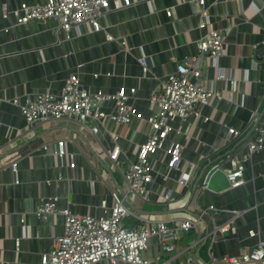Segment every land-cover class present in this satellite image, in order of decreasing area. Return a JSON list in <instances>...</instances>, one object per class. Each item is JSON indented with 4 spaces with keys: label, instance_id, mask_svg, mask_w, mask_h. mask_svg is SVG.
Segmentation results:
<instances>
[{
    "label": "crops",
    "instance_id": "0c3cea01",
    "mask_svg": "<svg viewBox=\"0 0 264 264\" xmlns=\"http://www.w3.org/2000/svg\"><path fill=\"white\" fill-rule=\"evenodd\" d=\"M45 1L0 0V264H39L54 239L64 234L63 215L46 220L37 216L43 199L58 197L60 208L102 215V202L113 203L112 191L124 193V155L114 168L108 152L119 144L135 158L134 152L148 138L145 120L157 111L151 94L160 91L162 80L186 56L200 53L199 41L209 30L220 28L225 36L224 54L217 63L206 60L207 79L220 97L201 104V116L176 120L173 124L179 132L171 136L182 143L184 159L201 164L197 180L206 167L225 157L230 127L245 133L254 115L264 113V0H205L204 6L200 0H137L106 12L100 19L101 31H94L89 23L66 31L55 19L12 26L23 3ZM4 4L9 18L3 15ZM202 21L204 28L199 26ZM73 73L93 92L135 89L131 102L143 118L134 117L128 125L109 124L118 143L104 129L94 134L71 120L28 125L13 101L23 103L48 91L59 94ZM222 73H232L235 85L219 78ZM100 108L111 112L114 102L101 103ZM60 140L67 141L73 159L43 150L45 144ZM160 158L155 156L156 169L171 179L165 183L159 175L151 185L152 198L165 186L176 187L181 177L170 167V159L162 164ZM70 162L76 163L75 169ZM245 179L239 188L210 189L201 195L196 180L189 193L180 187L175 193L180 201L172 208L138 197L133 208L153 219H165L198 216L196 201L201 207L214 205L219 211L204 218L201 240L197 243L193 231L178 243L176 263L188 264L189 245L195 242L197 264H222L224 257L240 256L264 239V149L247 163ZM224 183L220 178L216 186ZM225 226L228 229L222 230ZM146 256L159 263L166 258L158 237L152 238Z\"/></svg>",
    "mask_w": 264,
    "mask_h": 264
},
{
    "label": "built area",
    "instance_id": "2783aa9c",
    "mask_svg": "<svg viewBox=\"0 0 264 264\" xmlns=\"http://www.w3.org/2000/svg\"><path fill=\"white\" fill-rule=\"evenodd\" d=\"M137 0H46L42 4L30 5L23 3L15 11V21L12 26L27 24L31 21L46 22L50 19L58 20L60 26L66 31L89 23L94 31L103 29L100 19L109 11L121 9L133 5ZM202 6L205 0H200ZM171 15V12L168 11ZM207 11L203 10L202 15ZM3 15L10 17L8 5H3ZM205 27L202 21L199 25ZM200 53L194 56H186L174 72L162 80L160 91L153 92L150 102L157 106V111L146 118L150 130L147 140L140 144L134 157L125 154L122 147L117 144L108 156L114 168H118L119 160L124 155L125 169L123 178L126 189L123 194L112 191V205L105 199L101 206L104 210L102 215H84L72 211L69 207L60 208L58 197L43 199L36 214L42 220L48 219L54 214H61L65 218V231L60 237L54 239L51 250L42 255L39 264H179L176 263L179 254L178 243L182 238L197 231V243L202 238L200 230L203 220L211 216L212 212L219 209L214 205L201 207L196 201L199 214L196 217H174L153 219L133 208L135 197L145 202L156 205H164L172 208L180 201V187L189 193L198 172L200 163L184 159L182 154L183 145L180 141L171 139L172 135L179 132L174 126L176 120L187 121L190 117L201 116L199 106L209 102L212 98L220 97L210 80L206 76V60L217 63L224 54L225 36L222 29L213 28L199 41ZM144 71L148 72L147 62L140 59ZM219 78L226 79L233 86L236 79L232 73H222ZM135 89L127 91L121 88L116 94H107L102 91L93 92L86 89L78 73H73L66 80L59 94L50 91L41 93L33 98H27L23 103L18 99L13 101L19 105L28 125L34 126L40 123L71 120L81 127L98 134L102 129L109 132L108 125H128L134 117L143 118L137 111L131 99L134 98ZM114 102L111 112H105L100 108L104 102ZM249 130V131H248ZM248 132L241 133L233 127L229 129V136L225 148L229 144L240 139L239 144L225 157L206 167L198 188L200 195L210 190L209 183L212 176L223 171L229 182V189L239 188L246 183L245 170L247 163L252 157L264 149V113L255 114L250 122ZM113 141L118 143V134L109 132ZM188 138V135L185 136ZM67 141L60 140L45 144L44 151L52 150L60 158L73 159L66 147ZM161 155L160 163H166L172 169L181 172V177L176 181V187L165 188L160 193H154L152 198L151 185L159 175L163 181L168 182L171 177L162 173L155 167V156ZM71 169L76 168V163L70 162ZM225 165H228L225 168ZM13 167L16 163L12 164ZM198 181V180H197ZM227 188V189H228ZM135 219L133 225H128L126 220ZM228 229L227 226L222 230ZM213 231L212 234H215ZM253 234V233H252ZM215 236V235H214ZM154 237L160 239L161 247L166 258L155 262L146 256ZM196 243L189 245L191 253L188 264H197L195 257ZM222 264H264V239L250 251L240 256H226L220 261Z\"/></svg>",
    "mask_w": 264,
    "mask_h": 264
},
{
    "label": "water",
    "instance_id": "95a60500",
    "mask_svg": "<svg viewBox=\"0 0 264 264\" xmlns=\"http://www.w3.org/2000/svg\"><path fill=\"white\" fill-rule=\"evenodd\" d=\"M220 178H223L225 183L222 186L217 187L216 182ZM228 187H229V182L226 178V174L223 171H218L212 176L210 183H209V188L211 190L222 191V190H226Z\"/></svg>",
    "mask_w": 264,
    "mask_h": 264
},
{
    "label": "trees",
    "instance_id": "16d2710c",
    "mask_svg": "<svg viewBox=\"0 0 264 264\" xmlns=\"http://www.w3.org/2000/svg\"><path fill=\"white\" fill-rule=\"evenodd\" d=\"M239 142H240V139L234 141V142L231 143V144H229L228 147H226V148L224 149V151H223L224 156H225L226 154H228L229 152H231V151H232V150H233V149L239 144ZM200 175H201V176H200V178H198L197 186H198V184H199L200 179L202 178V174H200Z\"/></svg>",
    "mask_w": 264,
    "mask_h": 264
}]
</instances>
